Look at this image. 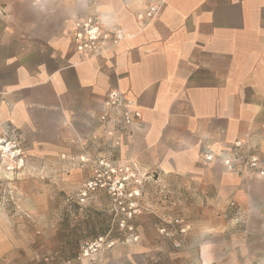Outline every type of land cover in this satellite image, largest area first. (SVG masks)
Instances as JSON below:
<instances>
[{
    "label": "crops",
    "instance_id": "obj_1",
    "mask_svg": "<svg viewBox=\"0 0 264 264\" xmlns=\"http://www.w3.org/2000/svg\"><path fill=\"white\" fill-rule=\"evenodd\" d=\"M88 16L123 38L79 53L67 32ZM113 89L141 112L123 129L99 121ZM0 124L40 159L83 137L215 182L208 152L239 142L264 161V0H0Z\"/></svg>",
    "mask_w": 264,
    "mask_h": 264
},
{
    "label": "rangeland",
    "instance_id": "obj_2",
    "mask_svg": "<svg viewBox=\"0 0 264 264\" xmlns=\"http://www.w3.org/2000/svg\"><path fill=\"white\" fill-rule=\"evenodd\" d=\"M0 136L20 153L0 155V264H202V251L211 264L264 261V174L245 145L236 165L234 146L204 156L217 161L215 182L142 165L114 140L81 137L40 159Z\"/></svg>",
    "mask_w": 264,
    "mask_h": 264
},
{
    "label": "built area",
    "instance_id": "obj_3",
    "mask_svg": "<svg viewBox=\"0 0 264 264\" xmlns=\"http://www.w3.org/2000/svg\"><path fill=\"white\" fill-rule=\"evenodd\" d=\"M157 4L150 5L143 14H138V18H151L157 11ZM69 40L75 45L76 50L83 55H98L104 53L111 45L117 44L123 34L120 30L107 29L103 27L96 17H78L76 18L68 32ZM103 112L99 116L102 123L111 122L116 128L123 129L131 125L135 120L141 117L135 102L126 96L122 91L113 89L107 92L103 102ZM2 125L0 124V128ZM3 129V128H2ZM2 144H9L13 158H19V147L14 141L1 137ZM243 144L236 142L231 150V159L227 162L236 165L237 161L244 157L241 147ZM207 160L213 158V154L208 152L205 155ZM22 162V159H20ZM247 163L258 173L264 174V164L261 163L259 156L250 155L247 157ZM115 188V187H114ZM249 264H263L258 261H252Z\"/></svg>",
    "mask_w": 264,
    "mask_h": 264
},
{
    "label": "bare ground",
    "instance_id": "obj_4",
    "mask_svg": "<svg viewBox=\"0 0 264 264\" xmlns=\"http://www.w3.org/2000/svg\"><path fill=\"white\" fill-rule=\"evenodd\" d=\"M0 155L2 158H7L13 161V154L10 151L9 144H2V141L0 139Z\"/></svg>",
    "mask_w": 264,
    "mask_h": 264
}]
</instances>
